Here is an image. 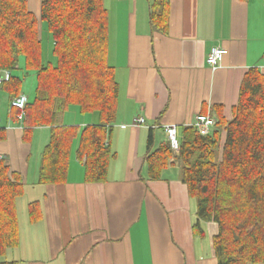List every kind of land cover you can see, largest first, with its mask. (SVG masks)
I'll return each instance as SVG.
<instances>
[{
	"label": "crops",
	"instance_id": "crops-1",
	"mask_svg": "<svg viewBox=\"0 0 264 264\" xmlns=\"http://www.w3.org/2000/svg\"><path fill=\"white\" fill-rule=\"evenodd\" d=\"M26 1L39 17L43 0ZM169 1V30L161 33L151 27L149 0H108L109 63L116 69L119 108L110 139L116 156L106 182L86 183L84 165L73 153L67 183L39 185L50 128L36 129L27 143L22 124L8 117L10 108L7 116L0 112V128L6 129L0 153L24 181V195L17 201L19 245L1 261L218 264L213 248L218 228L206 224L204 237L194 235L197 205L178 164L161 181L147 179L148 140L154 133L157 149L167 142L166 126L176 125L180 132L203 114L215 122L219 115L232 120L245 75L253 68L264 75V0ZM216 46L228 53L213 71L207 59ZM0 102H8L2 92ZM66 114L65 126L99 122L97 113L84 115L78 109L68 121ZM138 118L145 124L132 126ZM32 202H39L43 213L35 224L28 217Z\"/></svg>",
	"mask_w": 264,
	"mask_h": 264
},
{
	"label": "trees",
	"instance_id": "trees-1",
	"mask_svg": "<svg viewBox=\"0 0 264 264\" xmlns=\"http://www.w3.org/2000/svg\"><path fill=\"white\" fill-rule=\"evenodd\" d=\"M149 4L152 29L168 33L170 1ZM105 5V0H43L37 17L26 0H0V70L11 74L0 92L8 100V117L22 124L27 143L36 129L51 131L41 157L39 185L67 183L73 153L84 165L86 183L108 179L116 156L110 139L118 115L119 83L109 63L110 13ZM43 23L53 39L56 63L43 60ZM29 74H34L36 88L32 98L27 96L20 120L21 111L11 103L25 95ZM71 107L84 115L97 113L99 122L84 128L65 126L63 118ZM178 134V152L168 140L154 149L155 136L150 134L147 179L161 181L166 170L178 164L181 181L197 205L194 235L204 237L206 224L218 228L213 237L218 264H264V75L256 68L245 75L230 122L219 115L207 136L193 126ZM5 139L6 129L0 128V141ZM23 195V176L5 157L0 160V264H16L1 259L19 245L17 201ZM28 217L31 224L42 219L39 202L28 205Z\"/></svg>",
	"mask_w": 264,
	"mask_h": 264
},
{
	"label": "built area",
	"instance_id": "built-area-1",
	"mask_svg": "<svg viewBox=\"0 0 264 264\" xmlns=\"http://www.w3.org/2000/svg\"><path fill=\"white\" fill-rule=\"evenodd\" d=\"M228 51L223 47L216 46L212 48L207 62L211 70L216 71L220 68L221 61L225 55H227ZM11 78V74L8 71L0 70V89L4 82H8ZM28 98L25 95H21L19 98H16L12 101L11 107L21 111L20 119L24 117V111L27 104ZM145 120L143 118L135 119L132 123V126H140L144 125ZM216 122L209 115H199L196 119L193 127L198 131V133L202 136H207L210 134L211 129L215 126ZM165 132L167 136V140L170 143V146L174 152H178L180 149V141H179V128L176 125H169L165 127ZM5 156L0 153V160H4Z\"/></svg>",
	"mask_w": 264,
	"mask_h": 264
},
{
	"label": "rangeland",
	"instance_id": "rangeland-1",
	"mask_svg": "<svg viewBox=\"0 0 264 264\" xmlns=\"http://www.w3.org/2000/svg\"><path fill=\"white\" fill-rule=\"evenodd\" d=\"M105 6L106 8L109 10V8H111V3L108 2V0H105ZM41 31H42V41H43V60L45 63H56V58L53 55V39L51 34L48 32L47 30V26L46 24H42L41 25ZM22 65V63H21ZM22 71H18L16 72V74L18 75H22ZM35 88H36V79L34 74H29L25 79H24V85H23V92L26 96H28L29 98H32L34 96V92H35ZM72 111L71 113L68 112L66 114L67 116V120H72L73 119V111H77L78 109L75 107L71 108ZM76 109V110H73ZM8 110H9V105L8 103H2L0 102V112L4 113L6 116L8 115Z\"/></svg>",
	"mask_w": 264,
	"mask_h": 264
},
{
	"label": "bare ground",
	"instance_id": "bare-ground-1",
	"mask_svg": "<svg viewBox=\"0 0 264 264\" xmlns=\"http://www.w3.org/2000/svg\"><path fill=\"white\" fill-rule=\"evenodd\" d=\"M9 71V70H8ZM204 115V114H203Z\"/></svg>",
	"mask_w": 264,
	"mask_h": 264
}]
</instances>
